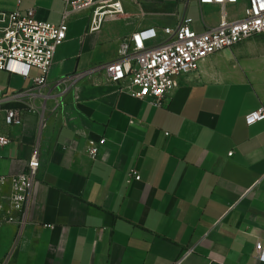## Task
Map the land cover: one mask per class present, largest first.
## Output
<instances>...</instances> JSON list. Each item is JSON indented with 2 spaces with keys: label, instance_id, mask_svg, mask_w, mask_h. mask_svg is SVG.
<instances>
[{
  "label": "crops",
  "instance_id": "0c3cea01",
  "mask_svg": "<svg viewBox=\"0 0 264 264\" xmlns=\"http://www.w3.org/2000/svg\"><path fill=\"white\" fill-rule=\"evenodd\" d=\"M121 3L95 31L94 8L71 17L47 85L35 84L36 68L28 78L0 70V137L9 140L0 176L23 173L36 150L42 162L28 226H0V263L264 264V121L245 119L264 108V38L208 58L156 107L99 68L136 32L191 17L188 0ZM191 4L196 31L219 24V7ZM246 6L227 12L236 18ZM31 9L60 25L66 4L0 0V12ZM9 110L22 113L20 127L7 125ZM101 140L93 159L91 142Z\"/></svg>",
  "mask_w": 264,
  "mask_h": 264
},
{
  "label": "built area",
  "instance_id": "2783aa9c",
  "mask_svg": "<svg viewBox=\"0 0 264 264\" xmlns=\"http://www.w3.org/2000/svg\"><path fill=\"white\" fill-rule=\"evenodd\" d=\"M63 1L66 10L60 25L38 20L34 9L0 12L1 71L28 78L31 69L36 68L42 75L35 84L45 86L56 54L68 39V22L72 16L94 8L91 30L95 31L100 29L106 16L123 13L121 0ZM196 1L200 7L221 9V19L216 27L198 32L193 18L185 15L177 26L164 27L160 33L155 29L136 32L122 43L117 59L99 69L106 71L120 91L163 107L167 96L179 88L180 78L199 72L205 60L254 37L264 38V0H247L243 14L236 18L229 16L227 8L238 5L239 0ZM191 2L188 0L187 11ZM5 99L0 90V106ZM245 119L249 126L264 121V108L248 114ZM5 120L8 126L20 127L22 113L9 110ZM105 143L106 140L91 142L89 154L93 159H97ZM8 144L7 138L0 137V147ZM41 168L39 151L36 150L23 173L0 176V226L16 225L20 230L28 226L30 205L40 182ZM131 175L135 181L141 180L137 171H132ZM256 260L264 263V242L256 246Z\"/></svg>",
  "mask_w": 264,
  "mask_h": 264
},
{
  "label": "rangeland",
  "instance_id": "374dc122",
  "mask_svg": "<svg viewBox=\"0 0 264 264\" xmlns=\"http://www.w3.org/2000/svg\"><path fill=\"white\" fill-rule=\"evenodd\" d=\"M192 1H194V0H192ZM190 16L191 17L197 16L196 18L199 19V16H200L199 10L196 8V6L194 4H191V6H190Z\"/></svg>",
  "mask_w": 264,
  "mask_h": 264
}]
</instances>
